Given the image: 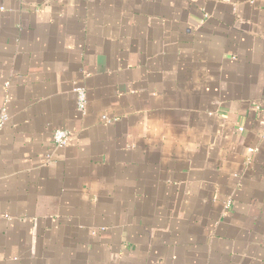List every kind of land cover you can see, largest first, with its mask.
Here are the masks:
<instances>
[{
    "label": "crops",
    "instance_id": "0c3cea01",
    "mask_svg": "<svg viewBox=\"0 0 264 264\" xmlns=\"http://www.w3.org/2000/svg\"><path fill=\"white\" fill-rule=\"evenodd\" d=\"M3 109L0 264H264V0H0Z\"/></svg>",
    "mask_w": 264,
    "mask_h": 264
},
{
    "label": "built area",
    "instance_id": "2783aa9c",
    "mask_svg": "<svg viewBox=\"0 0 264 264\" xmlns=\"http://www.w3.org/2000/svg\"><path fill=\"white\" fill-rule=\"evenodd\" d=\"M78 97V107L81 112H85L87 107V93L83 86L75 88ZM6 109H3V115L0 122V129L6 120ZM70 132L66 128H57L53 133V140L57 147L64 148L68 145Z\"/></svg>",
    "mask_w": 264,
    "mask_h": 264
}]
</instances>
